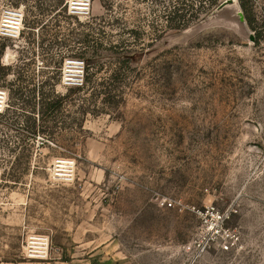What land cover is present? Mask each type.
Returning a JSON list of instances; mask_svg holds the SVG:
<instances>
[{
    "label": "rangeland",
    "instance_id": "374dc122",
    "mask_svg": "<svg viewBox=\"0 0 264 264\" xmlns=\"http://www.w3.org/2000/svg\"><path fill=\"white\" fill-rule=\"evenodd\" d=\"M224 1L0 0V264H264V0Z\"/></svg>",
    "mask_w": 264,
    "mask_h": 264
},
{
    "label": "trees",
    "instance_id": "16d2710c",
    "mask_svg": "<svg viewBox=\"0 0 264 264\" xmlns=\"http://www.w3.org/2000/svg\"><path fill=\"white\" fill-rule=\"evenodd\" d=\"M221 0H177L174 10H169V17L166 24L161 26H153V36H161L167 32V30H182L190 26L193 22L199 20L202 16L210 14L220 3ZM241 7L246 9L245 0H239ZM86 39V40H85ZM84 41H87L88 45L97 43L96 38L90 39L89 36H85ZM98 44V43H97ZM89 46H87L88 48ZM117 46H109V50H115ZM78 57L84 58L87 51L86 48L80 52H74ZM56 103V102H55ZM52 101L46 103L44 115L55 104Z\"/></svg>",
    "mask_w": 264,
    "mask_h": 264
},
{
    "label": "built area",
    "instance_id": "2783aa9c",
    "mask_svg": "<svg viewBox=\"0 0 264 264\" xmlns=\"http://www.w3.org/2000/svg\"><path fill=\"white\" fill-rule=\"evenodd\" d=\"M90 0H83V2H85V5H83L82 4V6H88V5H86V3H88ZM75 5H81V4H75ZM75 8H77L79 11L78 12H74V11H72V13H78V14H83V13H86V11H87V9L86 8H82V7H80V8H78V6L77 7H75ZM74 8V9H75ZM10 14H12V16H14L15 17V19L17 20V24H16V26H20V25H22V23H23V20H24V14L22 13V12H10ZM19 28L17 27V28H15V30H18ZM14 34H16V33H14V29H12V30H10V34L9 35H11V36H14ZM81 66L83 67V64H81ZM83 83V79H82V76H81V79H80V81L78 82V81H74V82H71V84H82ZM212 211L211 212H214V208L213 209H211ZM217 214V219H218V223H221V222H223V216L219 213V212H216ZM218 226V225H217ZM224 233H225V235H228V232H226V231H224ZM206 245L207 244H203V243H199L198 244V248H197V251H202V250H204L205 248H206ZM224 247V249H228V245L226 244V245H224L223 246Z\"/></svg>",
    "mask_w": 264,
    "mask_h": 264
},
{
    "label": "bare ground",
    "instance_id": "6f19581e",
    "mask_svg": "<svg viewBox=\"0 0 264 264\" xmlns=\"http://www.w3.org/2000/svg\"><path fill=\"white\" fill-rule=\"evenodd\" d=\"M75 4V3H74ZM77 4V3H76ZM82 4V3H81ZM78 8H80V7H78ZM7 28L9 27V28H11V29H14L15 30V28H19L18 30H15V35H17V34H19V32H20V27H21V25L20 26H16V24H17V20L15 19V17L12 19V21H7ZM8 28V29H9ZM66 161H59V167H65V165H66Z\"/></svg>",
    "mask_w": 264,
    "mask_h": 264
},
{
    "label": "water",
    "instance_id": "95a60500",
    "mask_svg": "<svg viewBox=\"0 0 264 264\" xmlns=\"http://www.w3.org/2000/svg\"><path fill=\"white\" fill-rule=\"evenodd\" d=\"M234 2H235V0H225V1L220 5V8H221V7H224V6L228 5V4H232V3H234Z\"/></svg>",
    "mask_w": 264,
    "mask_h": 264
}]
</instances>
